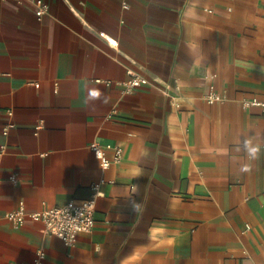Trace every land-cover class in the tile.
Here are the masks:
<instances>
[{
  "label": "crops",
  "instance_id": "0c3cea01",
  "mask_svg": "<svg viewBox=\"0 0 264 264\" xmlns=\"http://www.w3.org/2000/svg\"><path fill=\"white\" fill-rule=\"evenodd\" d=\"M44 1L38 19L34 0H0V215L102 195L73 246L0 220V264L39 248L45 264H264V148L235 150L264 144L263 110L241 105L264 99V0ZM129 71L149 83L125 93Z\"/></svg>",
  "mask_w": 264,
  "mask_h": 264
},
{
  "label": "built area",
  "instance_id": "2783aa9c",
  "mask_svg": "<svg viewBox=\"0 0 264 264\" xmlns=\"http://www.w3.org/2000/svg\"><path fill=\"white\" fill-rule=\"evenodd\" d=\"M34 3L38 19H42L48 12L49 5L44 0H34ZM129 74L130 77L122 83L125 93H131L136 87L149 83L148 78L139 73L129 71ZM165 92L177 104V94L169 93L168 90ZM205 98L208 102L213 103L215 101H221L223 96L212 86ZM241 105L243 108L260 107L264 112V99L245 97L241 100ZM9 113L12 114L11 111H9ZM13 127H15V123L10 122L4 128L3 134L5 136L8 135L10 129ZM38 128H40V125H38ZM91 148L104 168L112 163L121 162L123 158V148L120 145L110 144L102 146L98 143H94ZM107 149H113V156L108 157L106 155ZM5 152L6 144L2 143L0 145V172L1 159ZM3 178L13 183H17L19 180L17 173H7ZM100 185L101 182L92 183L93 193L87 199L81 201L72 199L62 205L38 210L28 209L25 201L21 200L16 209L2 213L0 215V220H6L15 226H23L27 221L42 223L47 233L56 235L61 238L66 245L73 246L76 244L80 233H90L95 227L96 202L97 198L102 195ZM45 256L46 251L43 248H39L36 251L32 264H45Z\"/></svg>",
  "mask_w": 264,
  "mask_h": 264
},
{
  "label": "clouds",
  "instance_id": "9594fccd",
  "mask_svg": "<svg viewBox=\"0 0 264 264\" xmlns=\"http://www.w3.org/2000/svg\"><path fill=\"white\" fill-rule=\"evenodd\" d=\"M91 95L94 99L99 98L97 93H95V95L92 93ZM262 148H264V144L257 143L255 141V138L252 136H245L243 137L241 141L238 142V145L235 150L237 152H241V151L244 152L249 161H254L259 158ZM241 171L250 172L251 165L250 164L244 165ZM131 206L133 207V210L135 211V206L132 203H131Z\"/></svg>",
  "mask_w": 264,
  "mask_h": 264
},
{
  "label": "snow or ice",
  "instance_id": "6c2138e0",
  "mask_svg": "<svg viewBox=\"0 0 264 264\" xmlns=\"http://www.w3.org/2000/svg\"><path fill=\"white\" fill-rule=\"evenodd\" d=\"M95 95V93H93Z\"/></svg>",
  "mask_w": 264,
  "mask_h": 264
}]
</instances>
